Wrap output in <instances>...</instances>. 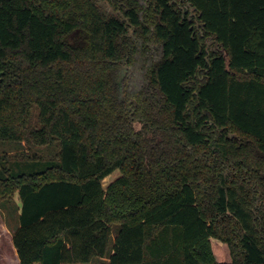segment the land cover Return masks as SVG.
<instances>
[{
  "label": "trees",
  "instance_id": "16d2710c",
  "mask_svg": "<svg viewBox=\"0 0 264 264\" xmlns=\"http://www.w3.org/2000/svg\"><path fill=\"white\" fill-rule=\"evenodd\" d=\"M0 143L20 264H264V0H0Z\"/></svg>",
  "mask_w": 264,
  "mask_h": 264
},
{
  "label": "rangeland",
  "instance_id": "374dc122",
  "mask_svg": "<svg viewBox=\"0 0 264 264\" xmlns=\"http://www.w3.org/2000/svg\"><path fill=\"white\" fill-rule=\"evenodd\" d=\"M37 114L38 110L35 107L32 112V117H31V123L34 124L37 122ZM137 128H140V124H136ZM6 155L9 157L8 160H15V159H24V156H30L31 159H35V157H41L43 159H47L52 157V155L55 153L53 149H48L46 147L40 148V147H34L32 148L26 144L24 150H16L15 146H11L8 144H1L0 143V156ZM122 174V170H117L115 171L112 175L108 176L106 179L103 181V185L105 188H107L110 184L114 182V180ZM19 199L18 193L15 194L14 199ZM2 215L0 214V218ZM3 218V217H2ZM118 225H114V231H113V240L111 241V248L114 246V241L116 237V232L119 229L117 227ZM211 246H212V251L215 257V260L220 263H231L233 260V256L231 254V250L229 246L220 241L219 239L212 238L211 239Z\"/></svg>",
  "mask_w": 264,
  "mask_h": 264
},
{
  "label": "crops",
  "instance_id": "0c3cea01",
  "mask_svg": "<svg viewBox=\"0 0 264 264\" xmlns=\"http://www.w3.org/2000/svg\"><path fill=\"white\" fill-rule=\"evenodd\" d=\"M14 204L20 206V198L14 199ZM0 214L3 217L0 218V264H20L13 244V236L19 226L18 213L11 215L6 209L0 208Z\"/></svg>",
  "mask_w": 264,
  "mask_h": 264
}]
</instances>
